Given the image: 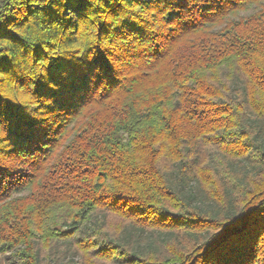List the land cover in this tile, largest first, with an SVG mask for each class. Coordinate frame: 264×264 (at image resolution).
<instances>
[{
    "label": "trees",
    "instance_id": "trees-1",
    "mask_svg": "<svg viewBox=\"0 0 264 264\" xmlns=\"http://www.w3.org/2000/svg\"><path fill=\"white\" fill-rule=\"evenodd\" d=\"M207 148L255 163L236 204ZM174 173L232 207L201 211ZM60 244L80 264H264V0H0V264H58Z\"/></svg>",
    "mask_w": 264,
    "mask_h": 264
},
{
    "label": "rangeland",
    "instance_id": "rangeland-1",
    "mask_svg": "<svg viewBox=\"0 0 264 264\" xmlns=\"http://www.w3.org/2000/svg\"><path fill=\"white\" fill-rule=\"evenodd\" d=\"M221 153L222 152L219 150L207 148L202 156L201 165H208L214 170L222 189L228 188V196L232 203L236 204L245 193L244 187L249 186V180L251 181L252 179L250 171L253 170L251 165L255 163H251V167L248 166L247 163L238 162H234V164L231 165ZM202 179V182L206 183L205 178ZM171 180L175 189L180 192L186 200L190 201L191 205L196 206L205 213H213L218 216H223L228 212L227 209L231 208L233 205L227 203L226 205L229 204L228 207H224L223 205L217 204V202L206 192L205 187L195 178H187L178 173H174ZM131 233V235L138 240V244L142 249L146 250L151 248L152 250H159V247L162 249L164 248L162 243L164 235L150 231L143 232L140 230L131 231ZM55 248L57 249L54 250L53 262L51 263H55V259L59 255L64 257V259L58 264L81 263V256L78 255L76 251L74 252L72 246L60 244ZM11 263L12 259L7 260V264Z\"/></svg>",
    "mask_w": 264,
    "mask_h": 264
},
{
    "label": "snow or ice",
    "instance_id": "snow-or-ice-1",
    "mask_svg": "<svg viewBox=\"0 0 264 264\" xmlns=\"http://www.w3.org/2000/svg\"><path fill=\"white\" fill-rule=\"evenodd\" d=\"M81 2H82V0H81ZM64 7H66V8H67V7H68V5H64Z\"/></svg>",
    "mask_w": 264,
    "mask_h": 264
}]
</instances>
